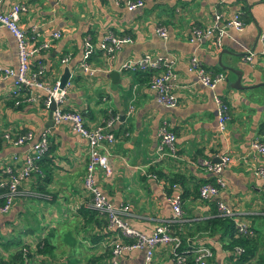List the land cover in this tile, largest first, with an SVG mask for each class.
Returning a JSON list of instances; mask_svg holds the SVG:
<instances>
[{
    "label": "crops",
    "instance_id": "crops-1",
    "mask_svg": "<svg viewBox=\"0 0 264 264\" xmlns=\"http://www.w3.org/2000/svg\"><path fill=\"white\" fill-rule=\"evenodd\" d=\"M142 2L128 10L111 0H2L0 11L23 4L18 24L29 40L40 42L54 31L60 33L50 47L32 57L30 69L36 70L39 62L40 78L47 85H53L64 68L68 69L70 85L63 109L83 111L88 128L117 116L110 128L115 139L106 145L111 173L105 177L96 169L94 181L113 206L127 205L121 217L128 226L150 234L154 227L171 220L169 198L178 195L181 218L169 227L184 239V249L203 242L212 252L208 264H235V250L226 247L228 238L221 231L203 227L206 220L217 216L215 202H219L233 211L235 225L245 224L252 230L253 237L244 243L246 250L253 249L251 261L263 260L264 177L255 170L264 167V155L250 147L264 126V93L257 91L263 87L240 90L232 85L237 73H241V86L264 83V53L259 40L264 29V0ZM214 10L226 19L239 14L243 28L226 29L219 46L213 39L190 41L191 28L213 23ZM157 27L165 29V38L156 33ZM108 32L131 41L122 44L110 59L96 51L89 61L95 72L91 76L79 73L84 39L97 43ZM247 51L253 54L251 61L243 60ZM142 54L171 66L174 107L156 102L148 86L149 72L122 68ZM62 57L67 61L61 63ZM191 57L205 69L223 74L214 90L199 84L195 73L188 70ZM0 65L17 67L15 41L5 28H0ZM13 91L12 78L0 79V169L13 155L21 160L28 146L5 141V132L31 131L32 141L46 134L49 149L37 170L21 181L20 194L9 211L0 215V234L9 240L15 239L17 232V240L27 245L43 233L50 253L40 254L41 264H108L116 230L107 227L103 215L89 208L82 185L85 139L72 132L68 123L48 122L49 109L41 98L29 99L25 89L15 96ZM213 95L229 105L223 130L218 127ZM163 121L175 135L176 157L151 164L156 131ZM224 154L231 161L220 173L223 186L215 196L199 199V187L214 181L201 161L214 163ZM187 250L182 251L185 259L192 258ZM8 253L0 251V256L7 259ZM118 260L119 264H174L167 246L155 247L149 261L144 251L137 249L122 252Z\"/></svg>",
    "mask_w": 264,
    "mask_h": 264
},
{
    "label": "built area",
    "instance_id": "built-area-1",
    "mask_svg": "<svg viewBox=\"0 0 264 264\" xmlns=\"http://www.w3.org/2000/svg\"><path fill=\"white\" fill-rule=\"evenodd\" d=\"M111 1L128 10L135 9L143 4L142 0ZM1 2L2 0H0V4ZM24 10L25 7L23 4L15 3L7 11H0V28H5L13 37L17 58V67L15 69L0 65V79L12 78L14 85L13 96L17 95V91L20 89H25L27 93H30L29 99L39 97L43 105L47 108L50 102H53L54 108L50 111L52 123L54 125L68 123L72 132L85 139L87 145V160L82 185L89 198L88 205L91 209L105 217L107 227L116 230V237L111 241L110 245L108 264H119L118 257L122 252L134 249L144 251L145 259L149 261L157 246L169 247L173 263L182 264L185 255L182 251H179L181 238L169 227L171 222L178 221L181 218L180 197L173 195L169 198L172 211L171 220L157 225L150 234L141 233L127 225L121 217V213L126 211L127 205L120 207L113 206L98 189L94 181V172L96 169H100L105 177L111 173L106 145L111 144L115 139L110 128L117 120V116H110L103 123L88 128L84 124L83 111L62 108L67 88L70 85L69 79L66 80L62 87H59L58 81L53 85H47L40 78L42 70L39 62L36 64V70L33 71L30 69V60L32 57L41 50L50 47L54 40L60 37V33L54 31L47 39L40 42H36L33 39L29 40L18 24L19 14ZM243 26L244 23L239 14H235L230 19H226L219 11L214 10L213 23L206 27L191 28L189 40L213 39L216 45L219 46V41L226 29L232 28L235 31H240ZM155 31L160 37H166L164 28L157 27ZM259 40L261 42L262 52L264 53V29L259 33ZM130 41V37L118 36L112 32L104 34L97 43H93L89 38L84 39L77 70L79 73L91 76L95 72V69L91 68L89 62L92 54L99 51L107 59H110L122 44ZM252 56L253 54L247 51L243 56V60L251 61ZM66 61V57L60 59L61 63ZM188 62V70L195 73L199 84L210 90H214L216 84L224 79L221 72H213L205 69L194 57H191ZM170 67V65H166L165 61L160 60L158 57L155 58L150 54H142L137 59L123 64L122 68L149 72L150 78L148 80V86L153 90L156 102L165 107H174L176 105V99L171 92V84L169 82L170 79L174 78V75ZM213 101L216 107L218 127L220 130H223L229 119V105L217 95H213ZM156 136L157 144L154 147L151 164L158 163L163 158H175V135L164 121L158 126ZM2 138L12 145L28 144V146L21 160L16 155H13L0 169V215L9 211L13 200L20 194L19 186L21 181L37 170V163L43 158L49 145L46 134H41L35 141H32L33 133L31 131H25L15 135L5 132L2 134ZM250 147L258 154L264 155V126L261 132L251 140ZM230 161L231 158L226 154L221 155L214 163L208 160L201 161L204 170L214 176V181L213 183H204L199 187L197 194L199 199H208L218 193L224 184L220 173ZM255 174L264 177V167L260 166L256 169ZM215 209L216 213L221 216L232 217L234 214L231 209L219 202H215ZM235 226L238 233L246 236L253 235L252 230L247 225L236 223ZM44 237L42 233L33 237L27 245L22 244L20 248L22 264H30L31 258L28 255L30 253L34 254L36 258L41 256L35 253V251L37 247L43 245ZM190 246L187 252H192V259L195 264L209 263L212 252L208 246L203 242H196ZM241 252V249H236L235 254L239 255ZM249 264H255V262Z\"/></svg>",
    "mask_w": 264,
    "mask_h": 264
},
{
    "label": "trees",
    "instance_id": "trees-1",
    "mask_svg": "<svg viewBox=\"0 0 264 264\" xmlns=\"http://www.w3.org/2000/svg\"><path fill=\"white\" fill-rule=\"evenodd\" d=\"M48 149H49V145H48ZM48 149L45 152L43 157L47 155ZM41 160L37 163V166L39 165ZM211 181L212 180L210 179L208 182H211ZM216 215H217L216 217L206 220L203 223V227L208 228L211 232L213 230L221 231V234L225 236L226 238H228L226 247L229 248L230 250H235V251L236 249L242 250V252L239 255L237 254L235 255L236 257L235 264H249L252 262H255V264H263L264 258L263 260L259 258L256 261L255 260L251 261V258L253 256V252H252L253 249L249 248L250 250L248 249L246 250L244 248V243H246L250 238H252L253 235L246 236V235H242L238 233L236 230V226L234 222L232 221V217H225V216H221L218 214ZM7 241L9 244L15 245V250H13V252L9 255V258L7 259H5L3 256H0V264H22L21 251H20L22 244L19 242V240H13V239L8 240L7 239ZM183 243H184V239L181 238V245H180L179 251H186L188 249V248L184 249L185 247ZM35 253L49 256L50 251H49V244L47 240L45 241L44 239L43 245L41 247H37ZM28 255L31 258L30 264H41L42 259L34 258V254H31V253ZM86 264H88V261L86 262ZM182 264H195V263L192 258H189V259H185L182 262Z\"/></svg>",
    "mask_w": 264,
    "mask_h": 264
},
{
    "label": "water",
    "instance_id": "water-1",
    "mask_svg": "<svg viewBox=\"0 0 264 264\" xmlns=\"http://www.w3.org/2000/svg\"><path fill=\"white\" fill-rule=\"evenodd\" d=\"M227 70L236 73V71L234 69H231L230 67H226ZM115 74L117 73H113L112 76H115ZM69 78V71L68 69L65 67L63 70L62 75L60 76L58 82H59V87H62L63 84L66 82V80ZM240 79H241V73H237V79L235 81V85H232L234 89H240V90H245V89H251V88H255L256 86H262L264 88V83H259L258 85H248V86H241L240 85ZM54 108V104L53 102H50L48 109H49V116H48V122H52L51 118H50V111Z\"/></svg>",
    "mask_w": 264,
    "mask_h": 264
},
{
    "label": "rangeland",
    "instance_id": "rangeland-1",
    "mask_svg": "<svg viewBox=\"0 0 264 264\" xmlns=\"http://www.w3.org/2000/svg\"><path fill=\"white\" fill-rule=\"evenodd\" d=\"M260 90H257V91H261V93L263 92L264 93V90H263V88H259ZM14 238L15 239H13V240H17L18 238H16V237H18L19 236V233H17V232H14ZM23 242V240H21V242L20 243H22ZM15 249V247L12 245V244H9L8 243V241H7V237L6 236H3V235H1L0 234V251H4V252H11L12 250H14ZM9 254V253H8ZM1 255V254H0ZM10 255V254H9Z\"/></svg>",
    "mask_w": 264,
    "mask_h": 264
}]
</instances>
